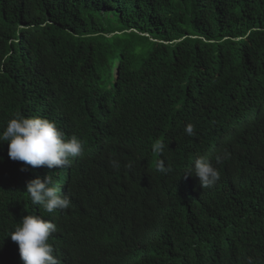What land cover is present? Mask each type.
Segmentation results:
<instances>
[{"label":"trees","instance_id":"16d2710c","mask_svg":"<svg viewBox=\"0 0 264 264\" xmlns=\"http://www.w3.org/2000/svg\"><path fill=\"white\" fill-rule=\"evenodd\" d=\"M21 115L92 157L66 175L0 143V264H23L24 216L55 220L26 190L56 173L59 264H264V0H0V133ZM199 157L215 186L185 175Z\"/></svg>","mask_w":264,"mask_h":264},{"label":"clouds","instance_id":"9594fccd","mask_svg":"<svg viewBox=\"0 0 264 264\" xmlns=\"http://www.w3.org/2000/svg\"><path fill=\"white\" fill-rule=\"evenodd\" d=\"M184 131L189 136L195 134L191 123L185 126ZM3 142L8 143V156L13 161H21L32 167L58 168L57 173L66 175L81 171L85 165L80 163L86 157H92L89 151L84 152V144L80 138L75 135L66 137L54 121L42 117L26 118L21 115L10 119L0 133V143ZM165 147L168 146L162 141H157L153 150L163 155ZM227 158H230V154L225 150L216 155L215 164H222ZM111 163L113 167L119 168L117 161ZM153 170L167 174L171 167H166L164 161L160 160L156 168H150L146 175L153 176ZM57 173L54 183L48 175L43 179H33L27 184L26 192L32 204L39 205L47 213L57 212L53 222L39 215L24 216L19 226L11 233V240L18 244L23 264H59L54 246L49 240L57 231L58 224L54 223L57 220L56 215L65 213L74 205L75 195L68 188L66 181L58 179ZM193 174L204 189L215 186L221 179L219 169L206 157L197 158L194 167L185 173L186 176ZM247 264H253L251 257L247 259Z\"/></svg>","mask_w":264,"mask_h":264},{"label":"rangeland","instance_id":"374dc122","mask_svg":"<svg viewBox=\"0 0 264 264\" xmlns=\"http://www.w3.org/2000/svg\"><path fill=\"white\" fill-rule=\"evenodd\" d=\"M234 126L238 127V126H240V123L237 122V123H235Z\"/></svg>","mask_w":264,"mask_h":264}]
</instances>
